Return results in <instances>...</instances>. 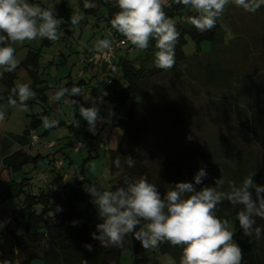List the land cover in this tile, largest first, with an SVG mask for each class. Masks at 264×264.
Here are the masks:
<instances>
[{
	"label": "rangeland",
	"instance_id": "1",
	"mask_svg": "<svg viewBox=\"0 0 264 264\" xmlns=\"http://www.w3.org/2000/svg\"><path fill=\"white\" fill-rule=\"evenodd\" d=\"M29 2L40 4L42 7L55 3L58 18L62 17L66 23L61 26L64 34L57 42L37 38L34 41L13 45L16 49L15 56L20 61L16 69L15 86L19 83H28L36 94L33 100L28 101V111H23L17 106L20 112L19 126L24 121L26 124L29 123L26 114L37 115L38 118L48 117L57 124L60 121H68L66 124L72 126L70 128L63 124L59 128H49L47 134L42 135L45 128L41 123L31 130L40 137L41 143L32 147L29 153L35 155L39 151L46 156L54 153L58 148L56 144L60 138L63 142L70 143L89 138V146L83 147L79 152H73L68 147L66 155L72 160L76 175L83 173L89 180V187L95 185L109 190L111 177L108 150L117 149L122 130L118 126H113V119L107 114L108 108L114 111L118 109L111 103L112 92L118 86H108L107 78L103 74L102 64L107 50L100 56L93 48L97 39L107 38L102 35L103 22L97 19L105 14V9L100 7L93 16L79 9L77 0H33V2L29 0ZM92 6L96 7L95 4ZM73 14L84 16L78 26L70 24V17ZM221 20H223L220 26L223 32L224 54L218 53L220 51L215 50L208 41H203L197 46L188 35L182 51L189 61L173 72L144 81L143 101L146 106L149 131L143 140L142 149L144 152L153 151L158 159L174 162L173 166L178 168L182 173L181 176L192 183L199 168L206 165L209 175L202 185L196 187L214 186L218 191L226 192L229 178L235 168L233 160H238L239 157L245 158L248 153L252 154L256 151L239 130L235 109L243 99H248V96L242 95L247 84L253 86L251 83L260 77L262 83L256 80L258 85L264 88V6L255 13H248L230 4ZM175 21L178 22L179 19ZM232 33L239 37L235 38ZM30 48L32 51L38 50L39 54L38 66L35 69L36 78H31L21 67L26 51ZM127 48L128 45L116 51L111 61L113 62L115 57L124 58L137 67L139 65L145 68L152 67L155 48L152 49L149 45L147 50L140 51L133 48L128 52L125 50ZM89 54L94 58V63L88 66L79 64L80 57L82 55L88 57ZM200 59L205 63L199 62ZM217 69L227 76L228 84L225 86L231 87L223 89V83L204 84L206 79L212 77L213 72H217ZM78 70L82 73L80 77L77 74ZM80 79L84 81L80 84L84 93L90 92L102 98V103L98 106L105 120L97 126L95 135L88 131L87 121L80 117L78 110L74 114L73 109L64 100L56 102L53 99L59 87L70 89L69 83L71 81L76 83ZM252 88L250 87V90ZM106 96L108 98H105ZM83 105L89 107L91 103ZM128 105L127 102L123 104L124 112L115 120L124 119ZM78 107L76 106L77 109ZM45 111L46 114H43ZM20 131H23V128ZM27 135L30 136V133L28 132ZM45 142H54L56 147L49 151L44 148ZM101 143H104L108 150L100 148ZM90 149L93 158L87 159ZM63 157L61 154H56L58 161L63 162ZM246 159H249L248 156ZM248 161L252 162V158ZM91 164L96 165L95 173L89 170ZM24 167L26 171L29 170L28 176L34 185H38L40 174L45 175L48 183L63 185L62 180L60 181L49 168L47 158L35 168L30 164ZM216 179H220L221 183L215 185ZM18 210L17 200L0 204V223L4 224L0 228V248L9 247L12 231L22 230V224L17 225ZM10 215L14 217L9 219ZM235 220V217L228 219L230 230L234 233ZM153 253H156V248L147 250L143 248L142 254ZM132 258V252L125 249L121 253L119 264H131ZM156 260L159 264H177L174 257L169 254H157ZM31 264H43V262L36 260Z\"/></svg>",
	"mask_w": 264,
	"mask_h": 264
},
{
	"label": "clouds",
	"instance_id": "2",
	"mask_svg": "<svg viewBox=\"0 0 264 264\" xmlns=\"http://www.w3.org/2000/svg\"><path fill=\"white\" fill-rule=\"evenodd\" d=\"M173 2L182 4L194 13L186 15L184 19L201 34L216 27L218 19L230 4L248 13H255L264 6V0ZM166 5L167 0H114V6L119 10L110 20L111 29L125 38L124 43H129L137 50H147L150 41L154 40L153 63L157 69L164 71L175 66L176 46L181 38L175 19L165 11ZM90 7L91 4L85 0L84 8ZM83 19V15L73 14L70 24L78 26ZM65 23L62 17L58 18L55 3L42 7L29 0H0V76L14 72L19 66L20 61L15 56L13 45L37 38L57 42L64 34L61 26ZM111 35L109 32L108 36ZM111 44L108 38L97 39L93 48L103 53L111 48ZM35 95L30 84L19 83L12 88L7 98L8 104L28 111V101ZM76 96H83L91 106L85 107L80 101L72 99ZM53 99L56 102L64 100L74 114L78 110L93 135L97 132V126L105 120L98 106L102 101L90 94L86 95L78 86L70 89L59 87ZM109 115H114L111 109ZM4 118L5 113L0 111V120ZM42 124L48 129L54 122L43 117ZM114 163L120 167V158ZM125 163L132 168L135 159L127 156ZM89 170L95 173L96 165L91 164ZM256 174L250 173L239 184L230 182V190L227 192L218 191L214 186H203L198 190L196 185H202L209 175L207 166L203 165L194 175V183L178 182L169 185L163 197L157 185L149 182L147 176L126 177L123 186L115 190L91 185L87 191L102 221L96 225V231L91 233V237L104 248H123L128 236L138 241L145 250L168 243L182 249L179 264H242L243 250L234 241L229 221L219 218L216 209L224 201L242 206L237 219L243 235H254L257 240L261 239L264 229L256 226L255 217L264 219V185L254 181ZM220 183V179L215 180V185ZM61 211V206L57 205L55 212H51L52 217ZM77 223L72 222L73 226ZM3 226L0 223V228ZM84 247L91 251L93 246L85 244Z\"/></svg>",
	"mask_w": 264,
	"mask_h": 264
},
{
	"label": "trees",
	"instance_id": "3",
	"mask_svg": "<svg viewBox=\"0 0 264 264\" xmlns=\"http://www.w3.org/2000/svg\"><path fill=\"white\" fill-rule=\"evenodd\" d=\"M30 1L33 2V0ZM169 1V6L165 7V11L170 17L179 19L176 24L181 32L180 41L176 46L175 66L168 71H164L157 69L154 63L152 67L145 68L142 65L137 67L124 58L115 57L113 60L117 67L119 80L116 84L118 88L112 92L111 103L114 107L123 106L126 102L129 105L125 111L124 119H113V126L120 127L122 136L117 149L108 150L109 174L111 177L110 190L123 186L126 177L139 178L140 176H147L149 182L157 185L161 196L166 193L169 185L178 182H189L187 178L181 176L182 173L178 168L173 166L174 162L167 159H158L153 151L144 152L142 149L143 140L149 131L146 106L143 101L145 95L143 83L146 79L173 72L189 61L182 51L183 46L187 43L186 36L188 35L197 46L203 41H208L215 50L220 51L218 53L224 54L223 32L220 26L223 20L218 19L215 28L201 34L194 26L185 22L184 17L194 13L182 4H175L173 0ZM88 2L91 4L90 8H84L85 0H77V6L93 16L97 14L100 7L105 9V14L97 18L104 24L102 35L124 38L111 29L110 26L111 18L119 10L114 6V0H88ZM92 4H95L96 7H93ZM109 32L112 33L111 36H108ZM233 36L235 38L239 37L235 34ZM126 45H128V48L125 49L127 52L134 48L129 43ZM149 45L152 49L155 48V41H150ZM38 55V50L29 51L21 62V67L25 69L31 78H36L35 69L38 66ZM199 62L205 63L203 59H200ZM16 77V70L12 73H4L1 76L0 82L6 90L0 93V102L8 101L7 98L11 95L12 88L15 87ZM256 79L262 83L260 77ZM256 79L251 83L253 86L247 84L246 89L242 91L243 97L248 96V99H243V102L240 105L238 104L235 109L239 130L244 135L245 140L256 149L254 153L247 154L249 159H246V156L245 158L239 157L238 160H233L235 168H233L229 179L230 182L236 184H239L250 173H257L254 181L257 184L264 185V88L258 85ZM226 82L227 76L217 69V72H213L212 77L209 80L206 79L204 84L223 83V89L231 87L225 86L228 84ZM82 83L84 81L79 80L75 85L71 83L70 85L80 87ZM250 87H253L252 90H250ZM41 123L42 120L33 117L30 129H35ZM127 156L135 159L134 167L129 168L126 165ZM118 157L120 158V167H116L114 163ZM44 158L40 155L31 157L18 151L5 157L2 164L10 172L15 173L28 164L36 167ZM250 158H252V162L248 161ZM51 162H54V159ZM230 182L228 185H230ZM89 184V180L82 173L80 180L74 186H69L64 192H40L37 196L25 192L18 212L19 217L24 221V232L19 236H13V241L16 244H11L7 250L2 249L0 264H31L36 260L42 261L43 264H119L121 253L125 249L132 252L131 264H159L156 260L157 254H169L179 264L182 249L168 243L156 247V253L151 255L142 254L143 247L131 236L126 238L123 248L101 247L99 241L91 237V233L96 231V225L102 221L99 219L97 209L92 203L91 194L87 191ZM20 185L22 186L20 192H23L24 184L20 183ZM202 187L198 186L196 188L199 190ZM229 190L230 187L228 186L226 192ZM57 205L61 206L62 211L55 213L52 217L51 212H55ZM227 210H229V213H227ZM240 210H242V206L232 205L228 201H224L217 207L216 214L219 218L227 220L230 217H235L234 241L243 250L242 264H264V232H262L259 240L254 235L251 237L244 236L237 219ZM255 219L256 226L264 229V219L259 217H255ZM73 221L78 223L73 226ZM22 241H24L23 244ZM85 244H91L93 246L92 250L86 249Z\"/></svg>",
	"mask_w": 264,
	"mask_h": 264
},
{
	"label": "crops",
	"instance_id": "4",
	"mask_svg": "<svg viewBox=\"0 0 264 264\" xmlns=\"http://www.w3.org/2000/svg\"><path fill=\"white\" fill-rule=\"evenodd\" d=\"M107 38L109 39L110 37H107ZM29 51H32V49L30 48V50L26 51L25 57ZM96 54H99L100 56L102 55L101 53H98V52H96ZM88 56H90V54ZM90 57H92V55ZM90 64L86 63L84 65L88 66ZM86 66H84L85 69L87 68ZM0 71H2V70H0ZM0 78H1V76H0ZM80 80H82V79H80ZM70 83L72 85L73 84L75 85V83L72 81ZM72 85H70L71 88H72ZM14 86H15V81H14ZM5 90H6L5 86L2 85L0 82V93L5 92ZM88 93L91 95H94L93 93H90V92H88ZM79 97L80 96L72 97V99H77ZM105 98H108V96H106ZM18 109L19 108L17 106L13 107L10 104H8V101L0 102V111H3L5 113V118L3 120H0V204H5L7 202H11V201L13 202V201L17 200V203L19 204V210H20L21 203H22V200L24 198L25 192H29L32 195L37 196L40 192L47 193L50 191L47 189L46 184H43L42 182H40V180H39L38 185H36V184L34 185L31 182L30 177L28 176L29 170L26 171L25 167H23L19 172L12 173L8 169H6L2 164V161L5 157H7V156H9L15 152H18V151L24 152L31 157H35L37 155L44 156L39 151H37L35 155H31L29 153V150L32 149V147L28 144L29 143V136L27 135V132H29L31 130L30 129V123H31L32 118L35 117V118L40 119V120H42L43 118H38L37 115L26 114L25 117L29 118V123L26 124V121H24L19 126L20 112ZM43 114H46V111ZM50 121L54 122L53 126L50 127L52 129L59 128L60 125L68 123V121H65V122L60 121V123L57 124V122L55 120H50ZM67 127L71 128L72 126L67 125ZM22 128H23V131H20V130H22ZM48 129H45V131H44V133H42V135H46ZM20 132H22V133L19 134ZM56 145L58 146V148L54 151V153H52L51 155L47 154L44 157H45V159L47 158V164L49 165V168H51V171L58 177V179L60 181L62 180L63 185H61V186L58 184L54 185L52 183H48V184L53 188V190L51 192H53V191L64 192L67 190V188L69 186H74L77 183V181L80 180L82 175L81 174L78 176L76 175V171L73 169L72 160L66 155V149L68 147H69V150H70V148L73 150L72 143H70L69 141L63 142V139L60 138ZM56 145H55V147H56ZM87 146H89V143L85 147H87ZM73 152H75V151L73 150ZM57 153L64 156L63 162L61 160L60 161L56 160V154ZM91 158H93V155H92L91 149H90V150H88L87 159H91ZM52 159H54V162H51ZM55 162H60L61 168L55 167ZM39 163H38V165H39ZM30 165H32V164H30ZM32 166H33V168H35L34 165H32ZM64 173H66L67 175L63 176ZM64 178H66V180H64ZM20 183L24 184L23 185V192H20L21 187H22L20 185ZM19 210H18V212H19ZM6 212H8V211H6ZM6 212H4V213H6ZM18 212H16V214H17L16 215L17 225L22 224V230L21 231H16V230L12 231L11 244L15 243L13 241V236H19L24 232V221L19 217ZM13 217L14 216L10 215L9 219L10 218L12 219ZM23 242L24 241H22L21 243L23 244ZM2 249L3 248H0V253H1ZM7 249H3V250H7Z\"/></svg>",
	"mask_w": 264,
	"mask_h": 264
},
{
	"label": "built area",
	"instance_id": "5",
	"mask_svg": "<svg viewBox=\"0 0 264 264\" xmlns=\"http://www.w3.org/2000/svg\"><path fill=\"white\" fill-rule=\"evenodd\" d=\"M170 1L167 0V6H169ZM112 41L111 44V48L109 50H107L106 53V57L103 60V74L105 75V77L107 78V85L108 86H114L118 83L119 80V75L117 72V67L114 64V62L111 61V58L114 56V53L118 50H122L126 47L127 43H124L123 41L125 40L124 38H120V37H116V36H112L109 38ZM86 63H94V58L90 57V56H86V55H82L79 59V64H86ZM78 76H81V71L78 70ZM86 95L89 93H85ZM91 95V94H90ZM93 98H96L98 101H102L101 97L98 96H94L91 95ZM76 100L80 101V104L83 103H90L88 101H86L84 99L83 96H80L79 98H77ZM79 106V105H77ZM118 109H116V111L112 110L114 112V115H109V108L107 109V114L112 118V119H119V116L124 112V109L122 106H117ZM30 136H29V145L31 147H34L38 144L41 143V139L38 135H35L34 133H32V131H29ZM89 143V138H86L84 141L81 142H75L72 143V148L75 152L80 151L83 147H85L86 145H88ZM100 148H103L104 150H108L107 147L104 145V143H101ZM55 147V143L54 142H45L44 144V148L51 151L53 148ZM55 167L57 168H61V163L60 162H55ZM39 180L40 182H42L43 184H46L47 189L49 191H52L53 188L48 184L47 179L45 177V175L40 174L39 175Z\"/></svg>",
	"mask_w": 264,
	"mask_h": 264
}]
</instances>
